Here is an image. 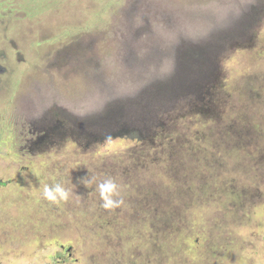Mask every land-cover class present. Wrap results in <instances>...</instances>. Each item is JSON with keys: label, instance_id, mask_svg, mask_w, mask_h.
<instances>
[{"label": "rangeland", "instance_id": "obj_1", "mask_svg": "<svg viewBox=\"0 0 264 264\" xmlns=\"http://www.w3.org/2000/svg\"><path fill=\"white\" fill-rule=\"evenodd\" d=\"M204 42L198 71L227 97L214 120L252 126L250 145L264 147V0H0V264H264V160L253 166L196 116L138 108ZM170 96L176 114L199 107ZM110 101L121 128L95 114ZM134 116L164 126L155 148L140 135L136 158ZM109 177L124 200L114 211L97 190ZM56 183L73 192L59 206L42 194ZM134 190L165 205L175 233L153 239Z\"/></svg>", "mask_w": 264, "mask_h": 264}, {"label": "trees", "instance_id": "obj_2", "mask_svg": "<svg viewBox=\"0 0 264 264\" xmlns=\"http://www.w3.org/2000/svg\"><path fill=\"white\" fill-rule=\"evenodd\" d=\"M226 17L223 19V21L226 20ZM227 26L228 25H225L223 27L227 28ZM220 35H222V39H220L221 38ZM235 36L236 35H234V37ZM207 38L209 39L212 37L208 36ZM214 38H215L214 42L219 43V42H223L225 39L226 40L229 39L230 36L226 30H223L218 36H215ZM183 49L185 50L180 51V55L178 56L181 61L179 67L181 71H179V75L177 76V78L168 84H159V81L154 83L152 87L153 88L152 91L157 92L158 96H156V98H154L152 101L149 102L148 101L149 98H147L148 97L147 94L144 101L138 104L139 105L138 108L140 110L143 109V111L149 113L150 107H155L157 111V115H156L157 118L163 120L161 117H164V120H166L168 123H170V121L172 122L176 118H180V117L185 118L187 117V115H189V117L196 116L197 119H199V121L205 122L208 125V127L212 131H214L213 132L214 133L213 135H215L213 136L214 138L217 137L216 134H219L220 136L222 132L223 134L225 133L228 136V138L226 139H223L221 136L219 137L222 143L224 142L223 145L225 147H230L235 150L242 149L243 154L241 155H244L249 161H251L253 163V166L262 163V161L264 160V147L260 145L258 146L250 145L254 140L253 132L255 129L253 130L252 126L248 124L245 125L243 123H239V125L232 123L227 124L223 120H222L223 122L219 124L221 118L219 120L217 118L218 120L217 122L214 120L216 107L217 106L221 107L222 105H224L227 97L225 96V94H220L218 92L219 87L220 88L222 87L220 84V79L217 80L215 76L214 75L212 76L210 72L205 71L204 74L202 75V73L198 71V69L202 68V66H205L204 63L207 62L211 56L212 49L210 48L208 43L204 42L200 45H194L188 48L184 47ZM195 83L197 84L195 85ZM179 92H181L184 97L190 99L188 103L191 106L199 105L198 109L196 110L195 108H193L194 110L193 111L188 107L187 112L182 113L180 115L176 114L177 109L172 108V105H169L170 103H172L173 100V97H171L170 95L172 93L178 94ZM115 104H116L115 101L114 102L110 101V103L104 109H102L103 111H98L95 114H99L101 117L100 119H105L106 124L111 126L113 125V127L121 128L118 126V122H117L120 121L121 119L115 120V113H113V117L110 116L109 114H106L110 110V108H112ZM177 108L179 109L178 106ZM217 113L218 114L216 115V117L222 116V113L220 114L219 111H217ZM133 121L134 123L136 122V126L139 125L141 126V128H143V130L140 131L136 129L126 131V135H125L127 138L135 142L134 145L127 150V154L136 158V152L143 151V148L140 146V140H142V137L146 141L147 136L151 135L149 137L151 138L153 137L156 141L157 139L156 137L162 134L160 130H163L164 126H162V122L155 124L157 129L152 131L150 129L149 124L154 125L153 120L139 119L138 116H134ZM102 124L103 122H101L100 125ZM221 125L223 126L222 128ZM38 132L41 134L48 135L47 128L45 129L44 127L41 128ZM140 135H142V137ZM167 136L168 134L164 138H166ZM160 139H157V141L154 142V145L149 149L157 147L158 146L157 143H160ZM244 147H246V149H244ZM223 153L225 152L223 151ZM232 181L235 182V179H232ZM215 190L219 191L221 189L217 188ZM208 192L209 191H205L204 194L207 195ZM134 193L135 195L136 194L138 195L137 190H134ZM140 193L141 194L138 195L139 198L137 202L138 203L140 202V204L144 203L146 206L145 208L146 211H148L151 214L150 219H146L144 222H145V226H147V228L150 229V234L153 236V239L155 241H158L162 238L164 234H167L169 237L171 235V232L175 233L174 228L170 226L172 223L176 225L175 222L176 218L174 217V215L171 214L170 211H167L165 209V205L162 204L163 209L160 206L156 205L154 200L158 201L157 199L151 198L145 193L142 192ZM239 193L241 194V192ZM138 210L142 211L141 208H139ZM140 222L143 221L140 220ZM154 223L155 225H153ZM139 224L140 223H137L134 226ZM130 227H131V222H130ZM137 232L138 230H136V233ZM176 243L177 241L175 238L173 239V241H170V244H176Z\"/></svg>", "mask_w": 264, "mask_h": 264}, {"label": "clouds", "instance_id": "obj_3", "mask_svg": "<svg viewBox=\"0 0 264 264\" xmlns=\"http://www.w3.org/2000/svg\"><path fill=\"white\" fill-rule=\"evenodd\" d=\"M92 183V181H88ZM101 204L100 206L107 211H114L124 204L121 196V186L109 177L97 185ZM43 197L53 205L67 203L73 195L71 188H66L63 184L56 183L53 185L45 184L42 189Z\"/></svg>", "mask_w": 264, "mask_h": 264}]
</instances>
